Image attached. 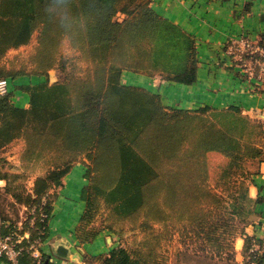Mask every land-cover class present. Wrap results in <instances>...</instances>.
I'll use <instances>...</instances> for the list:
<instances>
[{"label":"trees","instance_id":"1","mask_svg":"<svg viewBox=\"0 0 264 264\" xmlns=\"http://www.w3.org/2000/svg\"><path fill=\"white\" fill-rule=\"evenodd\" d=\"M152 2L0 0V79L8 81L0 93V149L20 139L23 161L46 164L31 189L0 168L7 181L0 190L31 208L30 237L46 240L55 202L80 165L78 240L92 242L124 225L142 232L136 247L86 252L83 264H166L164 245L176 234L186 248L236 264L235 243L243 237L242 264H262L264 238L248 227L264 200L250 193L264 161V119L237 104L168 105L159 90L126 81L129 73L183 84L198 78L196 35ZM33 38L28 54L7 57ZM66 48L81 70L69 68ZM56 66L64 78L50 83ZM18 90L29 94L27 106L15 101ZM210 153L222 158L213 172ZM0 218L3 237L16 220L1 203ZM24 253L31 256L23 251L21 260Z\"/></svg>","mask_w":264,"mask_h":264},{"label":"crops","instance_id":"2","mask_svg":"<svg viewBox=\"0 0 264 264\" xmlns=\"http://www.w3.org/2000/svg\"><path fill=\"white\" fill-rule=\"evenodd\" d=\"M152 5L159 13L196 35L200 57L198 78L192 84L162 79L156 84V77L140 74L137 80L142 79V83L151 82L168 105L193 108L206 103L215 106L237 104L254 118H260L259 114L264 115V88L249 83L240 68L225 53V44L231 37L246 33L258 38L264 32V0H153ZM18 91L15 93V101L21 106H27L29 94ZM74 170L75 167L55 202L49 233L42 246L47 264H82L80 247L90 253L106 251V231L87 243H81L74 234L84 208V202L79 199L81 178L75 176ZM254 177L256 183L250 185L251 195L257 196L260 193L264 196V161L258 162ZM0 182L3 186L6 180L0 179ZM258 210L261 216L248 227V231L258 238H264V200L258 205ZM1 226L0 218V230ZM244 241L243 237L236 240L240 262L244 260ZM60 244L70 249V255L76 253L77 259L58 255L56 248ZM30 259L29 254H23L24 264H29ZM0 264L8 263L0 257Z\"/></svg>","mask_w":264,"mask_h":264},{"label":"rangeland","instance_id":"3","mask_svg":"<svg viewBox=\"0 0 264 264\" xmlns=\"http://www.w3.org/2000/svg\"><path fill=\"white\" fill-rule=\"evenodd\" d=\"M259 39L260 37L256 38V40L258 41ZM35 42L36 40L35 38H33L27 44H23L17 48L10 49L7 54V57L12 58L15 55H20V57L25 56L26 54H28L30 51L33 50ZM64 55H65V58H68L69 68L77 69V70H81L83 68L82 64L77 60V58H75L74 56L75 54L73 50L66 48L64 51ZM51 70L54 73V76L57 78L55 81H58L64 78L65 72L60 66H56L52 68ZM125 76H126L127 82L138 83L140 81H143L142 79L137 80V75L135 76L131 73ZM156 78L157 79L155 80L156 81L155 83L159 84L160 77H156ZM146 84L149 87L150 86L153 87L151 82L147 81ZM260 87L264 88L263 86H260ZM20 91L21 90H19L18 93H20ZM22 151H23V142L20 139L13 141L11 144L4 147L3 149H0V159H1L0 168L12 173V177H11L12 183H14L15 185L16 184L23 185L26 187V189H31L34 184L35 178L39 174H42L45 172L46 164L42 160L30 161V162L23 161L21 159ZM209 160L211 164V170L213 172L216 169V166L218 165V163L222 161V158L218 154L210 153ZM77 167L78 166H75L76 170H74V173H76L77 175L75 174V176L80 179L83 169L77 168ZM248 167L251 170H254L256 169L257 165L254 161H249ZM14 175H17V177H14ZM6 183L7 181L5 182V184ZM3 186L0 185V187H3ZM2 191L3 190H0L1 207L5 209V213L9 214L14 220H16L13 223V225H16L18 227L20 223H23L24 227L27 228L29 224L28 221H30V224H33L34 221L32 223L31 221L32 219L34 220V218H32V216L30 217V215L32 214L31 208L26 207L25 205H20L18 203L12 204L13 201H15L13 197L10 194H7ZM98 223L102 224V221L98 220ZM119 227L120 226H118L119 230H117L116 232L110 231L108 229L105 230L107 233L106 235L108 236V239H107L108 241H105L106 243L104 242L106 246L105 252H108L113 247L122 245V244L130 246V247L137 246V243L142 236V232L139 230L131 231L127 229L126 225H124L121 230ZM235 247H236V260L238 261V263L242 264L244 261L240 262L237 258L238 249H237L236 243H235ZM192 248H193L192 246L190 248H186L185 244L182 241V238L178 234L174 235L172 239H170L168 243L164 245V249L167 252V256H168L166 264H236L234 262H227V260L221 259V258L206 257L204 254L197 252L193 250ZM80 251L82 253V260H83V255L88 251H85L84 249Z\"/></svg>","mask_w":264,"mask_h":264},{"label":"built area","instance_id":"4","mask_svg":"<svg viewBox=\"0 0 264 264\" xmlns=\"http://www.w3.org/2000/svg\"><path fill=\"white\" fill-rule=\"evenodd\" d=\"M225 53L240 68L249 83L264 87V45L256 38L246 33L231 37L225 44ZM7 90L8 81L6 78H1L0 93H5ZM32 218L35 220L34 216ZM34 220L32 219L31 223ZM30 236V230L24 229L23 223H20L18 227L0 237V256L7 258L9 264H24L21 255L23 251H28L33 258L30 264H45V253L42 250L45 240L41 236L34 239ZM24 240L28 243L25 244ZM254 247L257 248L258 244Z\"/></svg>","mask_w":264,"mask_h":264},{"label":"water","instance_id":"5","mask_svg":"<svg viewBox=\"0 0 264 264\" xmlns=\"http://www.w3.org/2000/svg\"><path fill=\"white\" fill-rule=\"evenodd\" d=\"M56 79L57 78L54 76V73L51 70L49 72V80H50V82L53 83ZM258 117L263 118L264 115L259 114ZM79 250H82V248L80 247ZM56 253L58 255L62 256V257L69 256L72 259H75V260L77 259L76 258L77 257L76 253H75V255L74 254L73 255H70V249L68 247H66L65 245H63V244H60V245L57 246Z\"/></svg>","mask_w":264,"mask_h":264}]
</instances>
